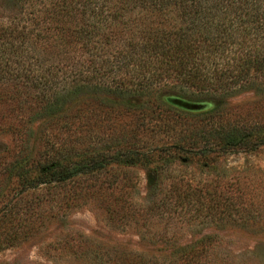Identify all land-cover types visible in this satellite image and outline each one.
Returning a JSON list of instances; mask_svg holds the SVG:
<instances>
[{"label":"trees","instance_id":"obj_1","mask_svg":"<svg viewBox=\"0 0 264 264\" xmlns=\"http://www.w3.org/2000/svg\"><path fill=\"white\" fill-rule=\"evenodd\" d=\"M0 8L10 14L0 24V105L7 107L0 130L24 135L14 159L3 164V175L15 181L20 202L31 193L51 195V210L62 211L82 199L100 200L110 221L122 210L136 217L117 196L125 187L77 186L112 168H145L156 192L141 208L142 219L132 222L144 229L142 240L160 246L142 251L97 246L68 250L65 258L93 264L230 262L216 249L221 242L216 234L198 232L183 244L172 233L199 223L248 230L256 245L236 255L237 264H264V215L254 212L253 201L221 185L194 183L184 171L171 175L169 184L161 182L180 162L195 158L213 168L226 154L264 148V121L225 127L217 115L227 100L243 94L264 101V0H0ZM174 98L205 108L181 109L171 103ZM154 105L218 116V131L147 149L131 143L114 152L99 151L92 139L84 150L48 138L41 152L35 143L30 146L37 123L45 127L41 135H79L84 119L88 135H96L97 127L106 134L113 130L103 124L120 117L121 109L152 117ZM68 186L75 188L67 192ZM26 203L17 234L0 233V251L40 231ZM7 216L0 224H8Z\"/></svg>","mask_w":264,"mask_h":264},{"label":"rangeland","instance_id":"obj_2","mask_svg":"<svg viewBox=\"0 0 264 264\" xmlns=\"http://www.w3.org/2000/svg\"><path fill=\"white\" fill-rule=\"evenodd\" d=\"M9 15L0 8V24L4 23ZM83 110H86L85 105ZM6 111L7 107L0 105V127L5 123L1 116ZM152 111L154 115L148 117L141 111L129 112L125 108L121 109L120 117L109 125L103 124V128L110 126L113 130L106 134H103L102 130L97 127L96 135H88L84 119L81 121L79 135H41L45 127L37 123L33 127L35 133L31 135L30 146L35 143L41 152L43 139L48 138V141L60 144L64 141L74 142L77 143L78 149L84 150L92 139L96 142L99 151L114 152L118 149H126L131 143H136L139 148L144 147L145 149L159 145H171L178 138H182L180 136L199 140L203 135H209L210 131L218 129V116L213 118L201 116L199 112L202 111H198L199 114H190L185 110L170 109L162 105H154ZM217 115L223 116L225 127L228 125L253 126L257 121H264V101L262 102L252 93L243 94L227 100ZM27 120L26 117L23 118L24 122ZM19 121H22L21 116L18 123ZM23 136L5 134L0 130V219L8 215L6 217L8 224H0V233L2 235L17 234L18 220L21 217L19 213L24 212L23 206L26 202L30 208L28 217L39 218L36 225L41 226L40 231L32 236L19 240V243L16 241V244H9L5 249L2 248L0 264H93L81 258H65V256L68 250L81 252L90 247L95 250L97 246L142 251L152 250L161 245L157 244L156 247L142 240L140 234L144 229L132 222L134 220L132 218L142 219L143 209L141 208L145 207L156 193L150 187L153 185L150 184V175L143 167L112 168L106 174L93 179H82L77 184L78 188L109 185L125 187L121 194L117 193V196L122 198L124 209L131 208L137 212L136 217L122 210L114 221H110L105 203L92 199H82L75 205L71 203L72 206L67 210L52 211L51 208L55 202L52 201L51 195L43 197L44 194L38 196L31 193L22 204L15 188V181L6 180L3 175V164L14 159L20 150V139ZM182 157L190 156L188 153H183ZM172 171L168 172V177L161 180L163 184H169L172 181L171 175L179 177L184 171L183 173L189 175L188 179L190 178L194 183L221 185L224 191L234 197L243 196L245 201H253L257 211L254 212L264 215V148L254 154L243 152V150L226 154L220 161H217L213 168H204L202 161L199 162L193 158L189 162H180L173 167ZM74 188L68 186L66 191L69 192ZM53 214L56 215L53 216ZM198 232L216 234L219 237L221 242L216 244V249L230 256V262L224 264H237L236 255L252 250L256 245V240L248 230L233 226L221 228L212 224H185L175 228L172 233H177L180 243L185 244L191 240V235Z\"/></svg>","mask_w":264,"mask_h":264},{"label":"water","instance_id":"obj_3","mask_svg":"<svg viewBox=\"0 0 264 264\" xmlns=\"http://www.w3.org/2000/svg\"><path fill=\"white\" fill-rule=\"evenodd\" d=\"M171 103L181 109L190 110V111H195V110L205 108V105H196V104H192V103H189L187 101L177 99V98L172 99Z\"/></svg>","mask_w":264,"mask_h":264}]
</instances>
